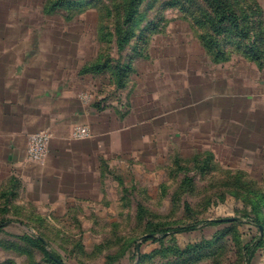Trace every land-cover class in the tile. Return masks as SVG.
I'll list each match as a JSON object with an SVG mask.
<instances>
[{
    "label": "rangeland",
    "instance_id": "obj_1",
    "mask_svg": "<svg viewBox=\"0 0 264 264\" xmlns=\"http://www.w3.org/2000/svg\"><path fill=\"white\" fill-rule=\"evenodd\" d=\"M222 1L0 0V77L87 175L0 140V264H264V0Z\"/></svg>",
    "mask_w": 264,
    "mask_h": 264
},
{
    "label": "crops",
    "instance_id": "obj_2",
    "mask_svg": "<svg viewBox=\"0 0 264 264\" xmlns=\"http://www.w3.org/2000/svg\"><path fill=\"white\" fill-rule=\"evenodd\" d=\"M33 94L34 92L29 90L28 86L9 84L6 77H0V140L4 139L9 150L7 159L14 161L15 165L16 163L21 166L26 165L27 168L32 166L26 154L29 136L31 133L41 130L45 120L43 111L37 110L38 106H43L38 104ZM46 115V118L51 121V114ZM68 141L71 140L66 135L52 137L50 156L47 160L51 169H48L49 174L46 182L55 186L59 181L60 185L65 183V186L73 187V191H75L78 190L79 185L76 178L83 179L87 175H83L84 162L83 167L79 165L83 154L76 151L65 156L63 153L65 152L64 146L68 144ZM86 142L91 143L90 145L94 144L92 143L94 140ZM65 159L68 161H64Z\"/></svg>",
    "mask_w": 264,
    "mask_h": 264
},
{
    "label": "trees",
    "instance_id": "obj_3",
    "mask_svg": "<svg viewBox=\"0 0 264 264\" xmlns=\"http://www.w3.org/2000/svg\"><path fill=\"white\" fill-rule=\"evenodd\" d=\"M137 3H138V0H129L128 12L126 15V22H129L132 20L134 13L136 12ZM59 5H62V4L55 3L53 5V8H56ZM217 5L219 8L218 10L220 11V14H219V18H220L219 21L220 22H222L226 19L232 20L233 22L238 21V15H237L234 7L229 6L227 3H225L222 0H218ZM127 40L128 39L124 38V42H127ZM6 222H7V220H1L0 221V232L6 226ZM194 226H195V224H190L187 226H180V227H177L175 230H177V231L189 230V229H192ZM168 230H170V229H166V231H168ZM21 238L25 239L26 241H28L32 245L38 246V247L42 248L43 250L47 251V249L45 247V242L41 237L36 238V237H32V236L23 235V236H21ZM47 255H48L49 260L54 261L58 264H62L61 259L51 255L48 251H47Z\"/></svg>",
    "mask_w": 264,
    "mask_h": 264
},
{
    "label": "built area",
    "instance_id": "obj_4",
    "mask_svg": "<svg viewBox=\"0 0 264 264\" xmlns=\"http://www.w3.org/2000/svg\"><path fill=\"white\" fill-rule=\"evenodd\" d=\"M77 134L85 138L90 135V129L86 126L79 129ZM52 137V133L47 129H41L31 133L26 152L28 159L36 163L44 162L50 153Z\"/></svg>",
    "mask_w": 264,
    "mask_h": 264
},
{
    "label": "water",
    "instance_id": "obj_5",
    "mask_svg": "<svg viewBox=\"0 0 264 264\" xmlns=\"http://www.w3.org/2000/svg\"><path fill=\"white\" fill-rule=\"evenodd\" d=\"M231 218H225L224 220H230ZM62 264H65V262L61 261Z\"/></svg>",
    "mask_w": 264,
    "mask_h": 264
}]
</instances>
